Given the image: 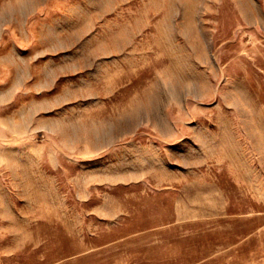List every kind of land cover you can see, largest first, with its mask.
Segmentation results:
<instances>
[{
	"label": "rangeland",
	"instance_id": "obj_1",
	"mask_svg": "<svg viewBox=\"0 0 264 264\" xmlns=\"http://www.w3.org/2000/svg\"><path fill=\"white\" fill-rule=\"evenodd\" d=\"M0 264H264V0H0Z\"/></svg>",
	"mask_w": 264,
	"mask_h": 264
}]
</instances>
